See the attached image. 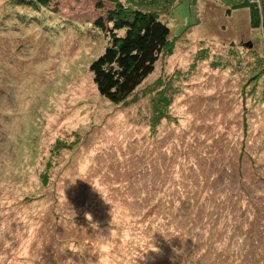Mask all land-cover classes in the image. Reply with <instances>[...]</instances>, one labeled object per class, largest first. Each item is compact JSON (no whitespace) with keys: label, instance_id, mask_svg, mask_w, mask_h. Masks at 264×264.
<instances>
[{"label":"rangeland","instance_id":"rangeland-1","mask_svg":"<svg viewBox=\"0 0 264 264\" xmlns=\"http://www.w3.org/2000/svg\"><path fill=\"white\" fill-rule=\"evenodd\" d=\"M12 1L0 0V264H264V24L241 0L141 1L168 48L112 103L89 64L114 2L53 0L18 18Z\"/></svg>","mask_w":264,"mask_h":264},{"label":"trees","instance_id":"trees-1","mask_svg":"<svg viewBox=\"0 0 264 264\" xmlns=\"http://www.w3.org/2000/svg\"><path fill=\"white\" fill-rule=\"evenodd\" d=\"M12 1V0H11ZM53 0H14L9 5L23 4L24 7H11L10 16L20 18L31 9L48 8ZM114 7L107 9L103 17L97 18L94 26L106 32L108 43L103 52L89 64V71L100 96L112 103H119L127 98L141 82L154 70L155 63L165 49L168 48L170 30L160 20L155 10H141L136 0L123 6L119 0ZM168 0H147L153 6L157 2ZM15 2V4H13ZM258 3L252 0H241L238 8H248L251 27L257 29L264 24V12ZM10 7V6H8ZM17 8V9H16ZM21 9V11L18 10ZM36 12V10H33ZM9 15L0 13V27H7ZM6 25V26H5ZM6 47L7 44H6ZM10 55L6 51V60ZM264 63V58H260ZM257 71V70H256ZM264 73V65L262 72ZM253 81H256L253 79Z\"/></svg>","mask_w":264,"mask_h":264},{"label":"water","instance_id":"water-1","mask_svg":"<svg viewBox=\"0 0 264 264\" xmlns=\"http://www.w3.org/2000/svg\"><path fill=\"white\" fill-rule=\"evenodd\" d=\"M261 1V8H262V10H263V12H264V0H260ZM263 25V24H262ZM251 45V43H249V46Z\"/></svg>","mask_w":264,"mask_h":264}]
</instances>
